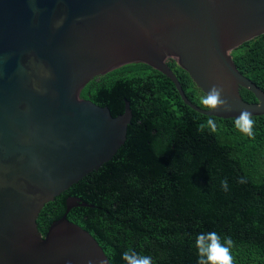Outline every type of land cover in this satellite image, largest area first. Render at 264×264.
<instances>
[{"label": "water", "instance_id": "95a60500", "mask_svg": "<svg viewBox=\"0 0 264 264\" xmlns=\"http://www.w3.org/2000/svg\"><path fill=\"white\" fill-rule=\"evenodd\" d=\"M264 35V0H0V264H111L68 215L43 234L37 219L56 197L104 164L127 140L130 103L114 117L82 99L93 79L134 63L161 72L194 111L235 119L264 115V90L232 51ZM174 60L206 94L222 86L231 111L187 97ZM257 102L244 101L240 90Z\"/></svg>", "mask_w": 264, "mask_h": 264}, {"label": "trees", "instance_id": "16d2710c", "mask_svg": "<svg viewBox=\"0 0 264 264\" xmlns=\"http://www.w3.org/2000/svg\"><path fill=\"white\" fill-rule=\"evenodd\" d=\"M239 71L264 90V35L231 53ZM168 65L187 97L202 109L205 95L174 60ZM248 103L253 93L241 88ZM82 99L108 107L114 117L130 103L127 140L116 156L48 203L37 224L45 236L78 200L68 219L92 234L111 264H125L129 248L153 264H197L195 238L216 232L234 242V264H264V115L255 116L254 138L187 106L167 76L143 63L116 68L89 82ZM207 110V109H206ZM245 183H239L240 179ZM227 180L229 190H222Z\"/></svg>", "mask_w": 264, "mask_h": 264}, {"label": "clouds", "instance_id": "9594fccd", "mask_svg": "<svg viewBox=\"0 0 264 264\" xmlns=\"http://www.w3.org/2000/svg\"><path fill=\"white\" fill-rule=\"evenodd\" d=\"M225 90L222 86L213 85L210 90L200 98L201 105L211 111L223 110L230 112L231 105L224 96ZM255 120L252 113L244 109L240 112L238 117H235L234 127L240 133L246 135L249 138H254ZM217 122L214 117H209L206 123L199 125L201 131L208 129L212 132L217 130ZM239 183H245V180L240 179ZM222 190L227 192L229 190V184L227 180L221 181ZM234 242L231 237L226 238L223 242L220 236L212 231L203 233L201 232L195 238V248L197 251V264H234V258L232 255V247ZM122 260L125 264H153L151 256L143 255L136 252L134 249L129 248L122 255ZM87 264H94L92 260H89ZM97 264H105L103 260L97 262Z\"/></svg>", "mask_w": 264, "mask_h": 264}]
</instances>
